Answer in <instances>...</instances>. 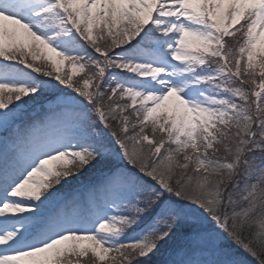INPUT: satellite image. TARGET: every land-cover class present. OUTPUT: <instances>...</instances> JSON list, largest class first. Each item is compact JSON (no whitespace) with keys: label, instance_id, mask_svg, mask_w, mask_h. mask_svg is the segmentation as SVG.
<instances>
[{"label":"snow or ice","instance_id":"6c2138e0","mask_svg":"<svg viewBox=\"0 0 264 264\" xmlns=\"http://www.w3.org/2000/svg\"><path fill=\"white\" fill-rule=\"evenodd\" d=\"M9 129L0 264H134L178 228L165 264H264V0H0ZM110 156L134 171L58 195Z\"/></svg>","mask_w":264,"mask_h":264},{"label":"rangeland","instance_id":"374dc122","mask_svg":"<svg viewBox=\"0 0 264 264\" xmlns=\"http://www.w3.org/2000/svg\"><path fill=\"white\" fill-rule=\"evenodd\" d=\"M95 34L99 35L98 32L95 33ZM237 39H239V37H237ZM229 43H232L230 38H229ZM44 63L45 62L42 61V60L41 61H37V64H40V65H43ZM69 70L70 69L65 68V71H69ZM75 75L79 76V75H82V73H77ZM61 87H63V86H61ZM246 87H248V86H246ZM30 103H32V102H28V104H30ZM129 114L131 115V113H129ZM19 116L21 117V115H19ZM132 119L135 120V117L133 116ZM101 129L104 130L105 132H107V130L103 129L102 126H101ZM148 133L151 134L150 128L148 130ZM109 140H110V137H109ZM106 162L107 163H111V164H118V165L126 167L124 165V164H126L125 161H123L122 159L121 160H117L115 157H112V156L108 157L106 161L105 160L97 161L91 167H86L78 175L70 178L66 183H61L60 185H56L55 188H56V191H57L58 195L61 197L62 195H64V193L67 192V190L70 187H73V186L81 187V186L85 185L87 183L85 180L91 179L93 176H95L96 173H98V171H100V169L105 167V163ZM130 170L134 171V169H130ZM129 231L130 232L131 231H135V229H131ZM182 231H183L182 228H178L176 230V232L173 233L172 237L169 240L163 242L160 245L158 251H156L154 254L150 255L147 258H139L138 260L134 261V264H149L152 260L154 261V262L152 261L153 263H157L158 262V264H165V261H167L168 259L171 258V256L168 258V256L166 255L167 248L169 246H172L173 250H174V249L178 248L182 244V239H181ZM126 239H127V237H124V240H126ZM225 244H226L227 247L233 249L235 251V254L240 257V254L236 253L238 251V249L236 248L237 249L236 250L235 247H233V244L231 242L226 241ZM239 252H240V250H239ZM240 258L244 261V264H253L251 261H246L242 257H240ZM85 262H87L86 258H85Z\"/></svg>","mask_w":264,"mask_h":264},{"label":"trees","instance_id":"16d2710c","mask_svg":"<svg viewBox=\"0 0 264 264\" xmlns=\"http://www.w3.org/2000/svg\"><path fill=\"white\" fill-rule=\"evenodd\" d=\"M148 130H149V129H148ZM148 134H149V133H148ZM149 135H151V134H149ZM88 173H89V172H88ZM88 173H87V174H88ZM152 261H153V260H152ZM152 261H151L149 264H155V263H153L154 261H153V262H152ZM86 264H88V262H86Z\"/></svg>","mask_w":264,"mask_h":264}]
</instances>
